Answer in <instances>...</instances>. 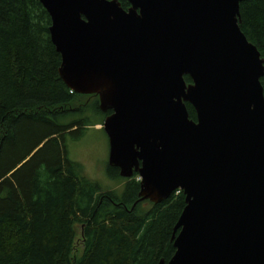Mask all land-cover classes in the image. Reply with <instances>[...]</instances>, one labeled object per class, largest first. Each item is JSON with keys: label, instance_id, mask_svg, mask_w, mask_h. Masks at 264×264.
<instances>
[{"label": "water", "instance_id": "95a60500", "mask_svg": "<svg viewBox=\"0 0 264 264\" xmlns=\"http://www.w3.org/2000/svg\"><path fill=\"white\" fill-rule=\"evenodd\" d=\"M38 1L61 80L111 112L108 166L139 177L132 209L185 196L159 264H264V59L240 28L248 0Z\"/></svg>", "mask_w": 264, "mask_h": 264}, {"label": "trees", "instance_id": "16d2710c", "mask_svg": "<svg viewBox=\"0 0 264 264\" xmlns=\"http://www.w3.org/2000/svg\"><path fill=\"white\" fill-rule=\"evenodd\" d=\"M50 24L38 0H0V264L166 263L185 196L177 191L132 209L137 175L123 179L108 166L109 177L125 184L120 193L103 191L69 160L67 140L98 124L91 115L103 122L111 112L99 109L96 95L71 93L63 83ZM240 28L264 59V0L240 4Z\"/></svg>", "mask_w": 264, "mask_h": 264}, {"label": "rangeland", "instance_id": "374dc122", "mask_svg": "<svg viewBox=\"0 0 264 264\" xmlns=\"http://www.w3.org/2000/svg\"><path fill=\"white\" fill-rule=\"evenodd\" d=\"M93 103L96 98H86ZM89 116L91 115L88 113ZM91 120L98 123L95 126H88L84 135L77 141L67 140L68 158L81 166L83 175L99 184L103 191L114 190L120 193L125 184V180L112 179L108 175V138L102 130V119L91 115ZM136 179L139 180L137 176ZM144 206H148L145 204ZM76 246L80 248V226H76Z\"/></svg>", "mask_w": 264, "mask_h": 264}, {"label": "built area", "instance_id": "2783aa9c", "mask_svg": "<svg viewBox=\"0 0 264 264\" xmlns=\"http://www.w3.org/2000/svg\"><path fill=\"white\" fill-rule=\"evenodd\" d=\"M70 92L72 93L73 91L71 90Z\"/></svg>", "mask_w": 264, "mask_h": 264}, {"label": "flooded vegetation", "instance_id": "af4514ba", "mask_svg": "<svg viewBox=\"0 0 264 264\" xmlns=\"http://www.w3.org/2000/svg\"><path fill=\"white\" fill-rule=\"evenodd\" d=\"M189 83H191V81Z\"/></svg>", "mask_w": 264, "mask_h": 264}]
</instances>
